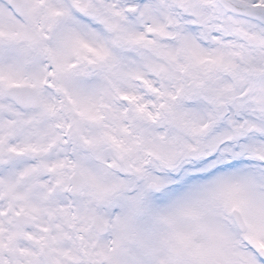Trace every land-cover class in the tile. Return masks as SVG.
Instances as JSON below:
<instances>
[{"label":"snow or ice","instance_id":"snow-or-ice-1","mask_svg":"<svg viewBox=\"0 0 264 264\" xmlns=\"http://www.w3.org/2000/svg\"><path fill=\"white\" fill-rule=\"evenodd\" d=\"M0 264H264V0H0Z\"/></svg>","mask_w":264,"mask_h":264}]
</instances>
